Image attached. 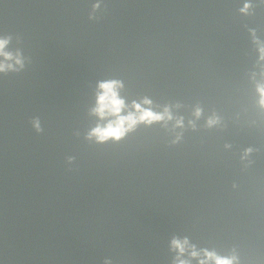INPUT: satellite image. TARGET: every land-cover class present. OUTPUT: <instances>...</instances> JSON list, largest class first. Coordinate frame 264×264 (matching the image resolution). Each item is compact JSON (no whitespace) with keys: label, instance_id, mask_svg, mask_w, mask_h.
<instances>
[{"label":"water","instance_id":"1","mask_svg":"<svg viewBox=\"0 0 264 264\" xmlns=\"http://www.w3.org/2000/svg\"><path fill=\"white\" fill-rule=\"evenodd\" d=\"M95 2L0 0V264H173V237L264 264V0ZM107 80L174 118L89 137Z\"/></svg>","mask_w":264,"mask_h":264},{"label":"clouds","instance_id":"2","mask_svg":"<svg viewBox=\"0 0 264 264\" xmlns=\"http://www.w3.org/2000/svg\"><path fill=\"white\" fill-rule=\"evenodd\" d=\"M100 7V0H96L95 3L91 5L92 12L89 13V19H95V10ZM252 7L251 0H244L243 7L239 9L241 13L248 14L249 9ZM253 38L256 40L255 32L253 30ZM10 37L3 36L0 37V72L14 71L18 72L24 67L23 57L19 50L14 54L11 51H7L6 47L9 44ZM259 46L260 59L264 60V43L256 40ZM15 61V64L10 61ZM19 65V67H16ZM100 91L97 94V106L93 109L101 119L112 116L114 119L109 120L105 125H97L89 133V137L95 136L97 141L104 142L108 139L119 140L121 139L129 130L133 129L137 123L145 122L152 123L159 120H170L174 117L170 112L169 108L166 106L162 113L153 112L150 108H143L141 103L133 101V107L135 111H129L126 115L122 114V111L127 107L125 101L120 97L118 89L122 87V82L119 80H107L101 81L98 85ZM257 91L260 93L259 103L264 106V83L257 85ZM143 104H151V101L145 98L142 102ZM200 109L197 108L195 115L198 117L200 115ZM176 126H183V118H175ZM217 122L216 118H209L208 124L211 126ZM191 123V122H190ZM32 125L37 132H42L43 129L40 126L39 118H33ZM252 149H246L245 153L250 152ZM69 159H72L71 157ZM170 246L173 250L177 252L176 257L173 260V264H191L190 259H183V255L187 252L192 258H198L199 264H236L238 258L233 255L230 257H223L218 255L215 251H209L207 249L197 250L194 244H190L188 238L183 239L173 237ZM190 249V251H189ZM105 264H109L106 260Z\"/></svg>","mask_w":264,"mask_h":264}]
</instances>
